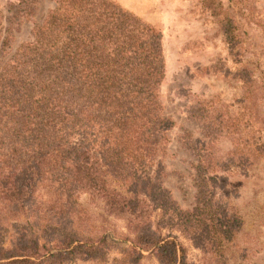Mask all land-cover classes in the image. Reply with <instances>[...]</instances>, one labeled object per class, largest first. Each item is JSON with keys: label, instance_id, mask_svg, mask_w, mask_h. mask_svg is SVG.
Wrapping results in <instances>:
<instances>
[{"label": "trees", "instance_id": "16d2710c", "mask_svg": "<svg viewBox=\"0 0 264 264\" xmlns=\"http://www.w3.org/2000/svg\"><path fill=\"white\" fill-rule=\"evenodd\" d=\"M36 2H11L6 17L0 10V54L9 53L14 27ZM32 35L0 70V213L15 230L10 241L0 237V264L105 260L106 237L59 225L81 215L74 205L84 195L127 221L133 237L114 264H140L146 252L159 264H191L185 247L152 221L158 209L162 223L182 231L200 227L222 243L235 235L240 217L233 209L219 215L206 198L208 160L195 165L192 211L179 209L163 187L175 122L161 114L160 30L112 0H58ZM232 128L242 134L240 124ZM262 181L254 175L251 183ZM21 214L52 228L41 236L17 229Z\"/></svg>", "mask_w": 264, "mask_h": 264}, {"label": "rangeland", "instance_id": "374dc122", "mask_svg": "<svg viewBox=\"0 0 264 264\" xmlns=\"http://www.w3.org/2000/svg\"><path fill=\"white\" fill-rule=\"evenodd\" d=\"M57 1L37 0L32 16L14 27L9 53L0 54V70L22 44L34 40V26ZM112 1L162 32L161 114L175 122L162 163L169 199L184 211L195 208V165L202 157L210 167L206 198L219 215L233 209L240 217L235 235L223 243L200 227L182 231L175 222L162 223L161 209L152 221L185 247L191 264H264V181L251 183L254 175L264 179V0ZM11 2L18 0H0L5 17ZM254 115L255 123L250 119ZM237 123L240 135L232 128ZM78 202L74 207L82 211L81 218L61 222V229L106 237L110 253L103 261L76 264H114L133 237L127 221L110 215L101 201L84 195ZM171 212L173 208L166 215ZM27 217L21 214L17 229L41 236L52 228V223ZM11 223L0 213V237L9 241L15 232ZM144 255L140 264H159L151 254Z\"/></svg>", "mask_w": 264, "mask_h": 264}, {"label": "crops", "instance_id": "0c3cea01", "mask_svg": "<svg viewBox=\"0 0 264 264\" xmlns=\"http://www.w3.org/2000/svg\"><path fill=\"white\" fill-rule=\"evenodd\" d=\"M122 4V3H121ZM134 11V10H133Z\"/></svg>", "mask_w": 264, "mask_h": 264}]
</instances>
